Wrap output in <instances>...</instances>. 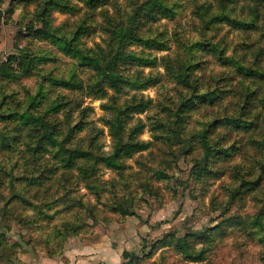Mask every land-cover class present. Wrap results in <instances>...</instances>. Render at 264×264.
<instances>
[{
	"label": "clouds",
	"instance_id": "obj_1",
	"mask_svg": "<svg viewBox=\"0 0 264 264\" xmlns=\"http://www.w3.org/2000/svg\"><path fill=\"white\" fill-rule=\"evenodd\" d=\"M0 264H264V0H0Z\"/></svg>",
	"mask_w": 264,
	"mask_h": 264
},
{
	"label": "rangeland",
	"instance_id": "obj_2",
	"mask_svg": "<svg viewBox=\"0 0 264 264\" xmlns=\"http://www.w3.org/2000/svg\"><path fill=\"white\" fill-rule=\"evenodd\" d=\"M163 54H164V51L163 50H161V52L158 53V55H163Z\"/></svg>",
	"mask_w": 264,
	"mask_h": 264
}]
</instances>
